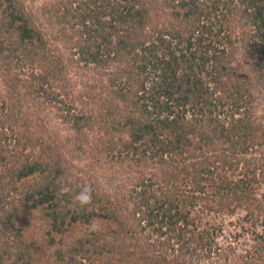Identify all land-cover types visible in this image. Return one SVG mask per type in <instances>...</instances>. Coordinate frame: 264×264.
I'll use <instances>...</instances> for the list:
<instances>
[{
	"label": "trees",
	"instance_id": "1",
	"mask_svg": "<svg viewBox=\"0 0 264 264\" xmlns=\"http://www.w3.org/2000/svg\"><path fill=\"white\" fill-rule=\"evenodd\" d=\"M160 2L167 25L153 21L146 0L41 6L79 61L108 70L106 92L91 85L94 107L76 114L55 86L61 54L21 0H0V74L13 91L0 97V264H32L35 244L20 221L40 208L61 236L77 223H105L56 248L54 264H185L220 252L233 264H264V193L255 186L264 185V157L239 158L264 145L252 91L264 88V0ZM37 99L61 111L96 164L109 157L136 171L127 213L92 181L69 176L32 127L25 108ZM85 185L92 203L74 206ZM235 213L238 233L222 250L215 230ZM243 233L251 240L236 251Z\"/></svg>",
	"mask_w": 264,
	"mask_h": 264
},
{
	"label": "rangeland",
	"instance_id": "2",
	"mask_svg": "<svg viewBox=\"0 0 264 264\" xmlns=\"http://www.w3.org/2000/svg\"><path fill=\"white\" fill-rule=\"evenodd\" d=\"M21 1L24 3L26 11L32 15L36 25L44 32L47 47L60 53L62 56L64 70L56 80V89L72 99L73 103L71 105L76 106L72 107V112L80 114V111L83 110L84 113H89L94 105L87 100L85 92L91 85H95L97 89L106 92L108 83L106 76L108 70L87 65L79 61L78 55L75 53L74 44L67 43L58 34L61 27L60 24L55 20L49 21L48 15L45 16L42 13L41 6L43 4L56 0ZM146 1L153 16V21L157 24L167 25L168 13L164 10L160 0ZM240 57L239 55L238 59ZM241 64L243 63L240 62L239 65ZM252 91L255 97L254 117L256 122H260L264 128V88L255 85ZM9 94H13V91L0 74V97H5ZM41 102V99H37L30 100L26 103V112L31 115L34 121L32 124L34 131L41 139L50 143L57 152L59 151L61 153L65 167L69 171V176L74 181L78 184H81L82 181H92L95 188L104 190L114 203L120 206L122 212L127 213L132 205L129 200L130 184L133 183L135 176L137 177L136 171L129 170L126 164H119L117 161L109 159V157L96 164L89 153H84L82 150L80 151L76 148V143H74L75 131L63 117H60L59 112L61 111H56V107H51V105L44 108ZM85 133L87 135L89 134V137L92 135L90 129L87 128L85 129ZM83 139L86 140L85 137ZM94 144L95 142L92 138H87V143L84 148L88 150ZM251 156L256 159L263 158L264 145L255 146L250 150L249 154L239 155V158L244 159ZM30 181L28 183H31ZM255 186H259V192L264 193L263 184H256ZM9 200L10 197L3 198L4 204ZM240 212L244 213L242 211ZM236 213L232 216L225 215L222 221V228L218 229L219 231L215 230L216 239H218L217 242L222 244V250L224 245H228L227 243L235 236L231 233H238L235 228H238L239 225L234 226L238 219ZM20 222L24 236L28 240L34 241L35 244L33 247L32 264H54V251L56 248L65 246L71 240L84 237L88 233L93 232L90 230L92 224L98 226V229L95 231H99L105 226V223L97 219L88 224L77 223L71 226L69 231L61 236L51 230L43 208L27 212L21 217ZM50 236H54L52 245L48 243ZM239 236L236 251L241 250L239 248L244 247L245 243H249L252 235L251 233H243ZM220 253V255L212 254L209 258H201L199 260L196 258L185 259V264H233V256L229 255L226 260L222 255L223 252ZM170 256L174 255L171 254Z\"/></svg>",
	"mask_w": 264,
	"mask_h": 264
},
{
	"label": "clouds",
	"instance_id": "3",
	"mask_svg": "<svg viewBox=\"0 0 264 264\" xmlns=\"http://www.w3.org/2000/svg\"><path fill=\"white\" fill-rule=\"evenodd\" d=\"M92 203V189L89 185L83 186L73 197V205L84 208ZM98 226L92 224L90 230L95 231Z\"/></svg>",
	"mask_w": 264,
	"mask_h": 264
}]
</instances>
